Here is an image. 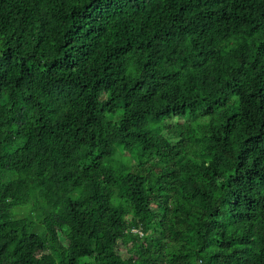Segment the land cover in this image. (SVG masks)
I'll use <instances>...</instances> for the list:
<instances>
[{
	"label": "trees",
	"instance_id": "16d2710c",
	"mask_svg": "<svg viewBox=\"0 0 264 264\" xmlns=\"http://www.w3.org/2000/svg\"><path fill=\"white\" fill-rule=\"evenodd\" d=\"M0 264H264V0H0Z\"/></svg>",
	"mask_w": 264,
	"mask_h": 264
},
{
	"label": "rangeland",
	"instance_id": "374dc122",
	"mask_svg": "<svg viewBox=\"0 0 264 264\" xmlns=\"http://www.w3.org/2000/svg\"><path fill=\"white\" fill-rule=\"evenodd\" d=\"M173 142H175L173 140ZM124 152V151H123ZM127 161L130 163V164H133L135 162L134 159H132V157L128 156L127 157ZM30 217L34 218L35 217V209L33 208L30 213L28 214ZM120 252H122L123 254H125L126 256H129L131 253H136L132 247V244L128 245V246H120ZM131 252V253H130ZM137 254V253H136Z\"/></svg>",
	"mask_w": 264,
	"mask_h": 264
}]
</instances>
